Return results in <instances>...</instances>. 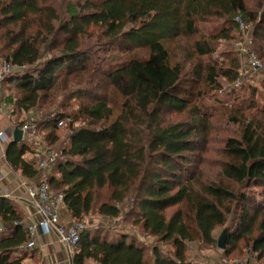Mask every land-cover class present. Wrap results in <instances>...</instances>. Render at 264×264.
<instances>
[{
	"label": "trees",
	"instance_id": "1",
	"mask_svg": "<svg viewBox=\"0 0 264 264\" xmlns=\"http://www.w3.org/2000/svg\"><path fill=\"white\" fill-rule=\"evenodd\" d=\"M238 16L254 25L264 63V0H0V56L14 66L2 83L0 106L12 107L15 126L23 124L20 116L41 111V129L50 128L46 137L53 134L55 144L59 121L71 114L53 109L81 100L80 115L67 126L65 159L46 176L52 191L63 194L73 219L92 211L117 218L129 207L135 223L157 238L150 247L140 235L87 228L72 264H213L190 254L194 244L219 248L227 257L242 250L252 256L249 262H264V202L254 190L264 197V121L246 111L256 105L257 93L264 95V79L262 89L249 85V98L247 90L233 89L220 100L234 107L228 116L240 124L241 135L226 138L219 175L206 178L192 168L211 129L200 105L205 86L221 88L238 77L234 52L221 63L209 58L218 40L235 38ZM205 22L220 27L206 35ZM190 37L196 58L189 72L172 45ZM95 39L98 47L131 54L147 49L148 56L95 66ZM258 110L264 116V105ZM78 120L83 124L75 125ZM28 151L35 153L27 142L11 141L7 161L22 176L39 178L36 161L24 156ZM0 222L7 227L0 234V264H25L27 223L10 198L0 197ZM219 228L227 229L224 249Z\"/></svg>",
	"mask_w": 264,
	"mask_h": 264
},
{
	"label": "rangeland",
	"instance_id": "2",
	"mask_svg": "<svg viewBox=\"0 0 264 264\" xmlns=\"http://www.w3.org/2000/svg\"><path fill=\"white\" fill-rule=\"evenodd\" d=\"M63 0H56V3L58 5L62 3ZM248 3L251 5L253 3V0H248ZM237 18V17H236ZM237 22V21H236ZM245 22V21H244ZM248 24L247 22H245ZM238 24V22H237ZM200 26L202 28L203 34H210L213 31H215L218 27H220V24L217 25L216 22H205L200 23ZM239 26V25H238ZM248 28L246 30H242L241 27L237 28L235 30V38L229 41L224 40H218L215 43V46L217 47L216 51L210 55L209 58H211L213 61H218L219 63L225 62L226 60V53L234 52L233 56L238 55L240 59V68L245 64L246 59L245 56H243L240 52L241 44L245 43L248 48L252 51H254L257 55H260L258 49L255 46V43L253 42V31H254V25L248 24ZM196 37V36H194ZM194 37L190 38H182L178 45L173 44L172 49L174 53L177 56V59L182 61L185 66H187V71L190 72V69H192L193 65L195 64V56L194 55ZM96 43L90 42V49L94 51V56L91 58L92 63L95 64V66H103L107 67L108 64H117L120 63L127 58L131 56H138V57H147L148 56V50L147 49H134L133 53H124L120 50L117 46H105V47H98V40ZM93 41V42H95ZM176 46V47H175ZM193 53V55H192ZM192 56H191V55ZM208 59V58H207ZM264 66V63H263ZM264 79V68L263 71L260 73L259 76L254 78L253 81H247L238 91L241 90H247V94L245 95L247 98H249V94L252 93V88L249 89V85L252 84L257 88V90L262 89L263 80ZM232 82H224L225 88H217L212 89L211 86L206 85L205 86V94L203 98L200 100V105L207 108L208 117L207 119L211 123V129L209 131V141L208 145H206V148L202 149L199 152L198 156H194L193 159V165L192 168L195 170V168L200 169L204 173V177H211L216 178L220 173V166L223 154L221 152V148L224 145V142L227 137L229 136H239L241 135V128L240 124L233 123L229 120V111H234L230 106H226L225 103H221L220 100L228 99V95L231 94L233 91ZM92 87V86H89ZM249 89V90H248ZM258 92V91H257ZM256 92V93H257ZM115 101V96L114 100ZM81 100L77 97L73 99L72 101H68L66 103V106L55 108L54 113L58 112L60 113L61 109L66 111L67 113L71 114V118L75 115H80V104ZM255 102L256 105L253 107H248L246 109L247 114L250 116H253L256 114L258 118L264 121V116L261 115V112L258 110V106L261 107L264 105V95L262 94H256L255 95ZM30 114V115H29ZM41 111H33L28 114H26L24 117L20 116L18 122L24 120L28 121L31 119H41L42 117L46 116ZM66 119L67 125H64L59 128L58 134H60L61 139L57 143H52L51 140H53L54 135H50L49 137H46L48 132L50 131V128H46L44 131L41 129V137L43 140L44 146L48 148H59L62 149L64 147H67L70 145V137H69V129H68V123L70 122L71 118ZM42 122V120H41ZM83 124L82 120H78L75 125ZM45 141H44V139ZM51 146V147H50ZM200 158V161H199ZM199 161V164L197 162ZM53 166L47 170V172L42 173V178L40 181L45 180L47 173H50ZM256 190L255 195H257V198L259 202H264V197L261 195V190L259 188L254 189ZM64 205L61 206L63 217L66 220H69L72 222H85L88 226V228H101L103 230L110 231L113 234L118 233L119 231H122L124 234H126L129 238H133V236L140 235V240L147 244V246H153L154 244H157V238L147 235L143 228L139 226L137 223H135L136 217L133 216V214L130 213L129 207H126L122 214L117 218H109L105 217L98 213V211H92L90 214H88L83 219H73L67 211L64 209ZM70 218V219H69ZM68 221V222H69ZM30 223V220L27 221L26 226ZM223 232V228H219L216 230L217 239H220V236ZM160 247L166 251L173 253L174 249L172 245L168 242H160ZM190 254L194 257H199L198 259L202 262L209 261L213 264H243L246 262H249L251 260L252 256L249 254H246L244 251H236L235 253L231 254L230 256H226L225 253L219 249V248H207L199 246V244H194V247L190 249ZM253 262H257L255 260H252ZM259 264H264V262H257Z\"/></svg>",
	"mask_w": 264,
	"mask_h": 264
},
{
	"label": "built area",
	"instance_id": "3",
	"mask_svg": "<svg viewBox=\"0 0 264 264\" xmlns=\"http://www.w3.org/2000/svg\"><path fill=\"white\" fill-rule=\"evenodd\" d=\"M238 25L242 30L248 28V24L238 16L236 18ZM240 52L245 56L246 62L240 68L237 79L232 83V89H240L247 81H253L263 71V62L258 55L250 50L245 43L241 44ZM14 72V66L5 58L0 56V90L3 81ZM225 88V86H223ZM227 88H225L226 90ZM69 119V118H68ZM41 120L31 119L23 122L19 127L22 130V138L28 144L36 149L35 160L38 168L47 172L51 166L65 159L64 150L70 148V145L62 149L44 148L41 137ZM66 119L59 121V126L66 124ZM8 132L0 128V140L7 142ZM48 174V173H47ZM26 184L27 197L24 199L26 205L33 209V215L37 218L32 219L27 225L29 239L21 247L23 249H34L42 235L55 234L59 243L67 250L71 259L77 252V245L80 241V234L88 228L85 222H68L63 217L61 206H63L64 196L62 193L55 194L48 181L42 180L37 184ZM8 192L0 191V197L9 198ZM7 227L0 222V234L5 232ZM243 264H259L257 262H246Z\"/></svg>",
	"mask_w": 264,
	"mask_h": 264
},
{
	"label": "crops",
	"instance_id": "4",
	"mask_svg": "<svg viewBox=\"0 0 264 264\" xmlns=\"http://www.w3.org/2000/svg\"><path fill=\"white\" fill-rule=\"evenodd\" d=\"M11 108L12 107L7 103L0 106V128L6 130L9 135L7 142L4 143L0 140V191L8 192L10 194L9 198L12 199L18 207H20L21 211L25 215L27 223V221H31L37 217L33 215V209L24 202V199L27 197L25 182L27 184L39 183L42 178V173L44 172H40L39 178H27L22 176L21 172L15 170L7 161L6 148L8 143L13 141V131L16 127V121L14 116L11 114ZM22 141H24L23 138ZM31 147L33 150L35 149L34 146L31 145ZM43 147L46 148L44 144ZM35 153L28 151L24 156L27 160L36 161ZM65 221L69 220L65 219ZM22 250L27 252L25 264H72L73 260V258L71 259L68 255L66 248L58 242L55 234L42 235L40 236L34 249Z\"/></svg>",
	"mask_w": 264,
	"mask_h": 264
},
{
	"label": "water",
	"instance_id": "5",
	"mask_svg": "<svg viewBox=\"0 0 264 264\" xmlns=\"http://www.w3.org/2000/svg\"><path fill=\"white\" fill-rule=\"evenodd\" d=\"M21 141H22V130L19 127H15L13 131V142L19 143ZM226 238H227V229H224L218 242V246L222 249H224L226 246Z\"/></svg>",
	"mask_w": 264,
	"mask_h": 264
}]
</instances>
